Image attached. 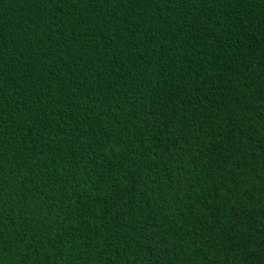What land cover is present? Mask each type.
<instances>
[{
  "label": "trees",
  "instance_id": "1",
  "mask_svg": "<svg viewBox=\"0 0 264 264\" xmlns=\"http://www.w3.org/2000/svg\"><path fill=\"white\" fill-rule=\"evenodd\" d=\"M0 264H264V0H0Z\"/></svg>",
  "mask_w": 264,
  "mask_h": 264
}]
</instances>
